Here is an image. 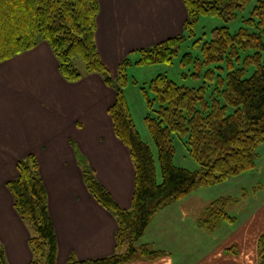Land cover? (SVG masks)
Returning <instances> with one entry per match:
<instances>
[{
	"label": "trees",
	"instance_id": "trees-1",
	"mask_svg": "<svg viewBox=\"0 0 264 264\" xmlns=\"http://www.w3.org/2000/svg\"><path fill=\"white\" fill-rule=\"evenodd\" d=\"M249 0H184L187 18L183 33L137 50L136 64L173 63L181 43L195 35V26L203 14L218 15L226 20L238 16ZM99 0H0V62L30 50L45 40L58 59L59 71L65 80L77 82L85 73H98L116 92L108 113L114 132L129 148L135 166L132 205H118L89 166L83 167L84 181L91 194L106 207L118 223L116 251L113 254L78 259L72 255L66 264H120L139 258L156 259L163 254L147 242H140L153 216L198 186L216 184L256 167L257 149L264 142V0H259L247 19L259 31L241 27L231 32L227 25L215 27L210 40L202 43V61L198 69L210 63L226 61L227 76L214 69L205 73L206 82L215 83L211 99L205 86L181 85L159 73L150 81L154 97H147L150 106L159 101L155 115L145 117L149 132L158 149L161 180L154 153L137 130L124 88L128 83L127 69L131 57H125L112 77L100 56L97 42ZM199 46V45H198ZM247 47L257 50L247 55L246 64H255L250 76L246 67H234V58ZM190 52L184 54L183 62ZM81 58L85 72L76 64ZM249 62V63H248ZM218 65V64H217ZM219 68H223L218 66ZM200 75V74H199ZM146 92V88H144ZM147 94V92H146ZM232 107V111L229 108ZM175 135L185 138L189 153L199 167L191 170L175 165ZM18 175L9 180L14 208L30 230L32 250L30 264H57L58 242L48 209V192L40 174L39 163L32 153L17 162ZM236 199L221 197L205 208L198 224L216 229L222 220L233 222L235 216L227 205ZM259 261L264 264V239H258ZM126 246L125 252L120 248ZM0 264H9L0 243Z\"/></svg>",
	"mask_w": 264,
	"mask_h": 264
},
{
	"label": "crops",
	"instance_id": "crops-1",
	"mask_svg": "<svg viewBox=\"0 0 264 264\" xmlns=\"http://www.w3.org/2000/svg\"><path fill=\"white\" fill-rule=\"evenodd\" d=\"M99 1L96 42L113 77L125 57L184 31V0ZM115 99V90L98 73H85L77 82L65 80L45 40L0 62V243L9 264H30L33 257L30 230L14 208L7 186L18 175V160L30 153L38 160L48 192L58 242L57 264H66L72 255L91 259L116 251V217L91 194L82 174L83 167L89 166L119 206L131 207L135 166L108 113ZM193 199L189 194L163 207L145 230L140 242L162 251L160 257L120 264H180L173 245L181 241L184 229L175 228V221L201 218L196 213L203 207L181 206ZM159 224L163 229H155ZM241 229L233 240L257 256V229ZM224 244L199 264L248 263V255L244 262L226 255Z\"/></svg>",
	"mask_w": 264,
	"mask_h": 264
},
{
	"label": "rangeland",
	"instance_id": "rangeland-1",
	"mask_svg": "<svg viewBox=\"0 0 264 264\" xmlns=\"http://www.w3.org/2000/svg\"><path fill=\"white\" fill-rule=\"evenodd\" d=\"M258 2L259 0H249L245 9L239 11L238 16L230 20H226L218 15H201L195 26V35L188 37L181 43L179 53L174 57L173 63L171 64L155 63L152 65H141L135 63L138 58L137 52L130 56L133 63L127 69L128 83L124 88V92L135 126L141 138L149 144L154 153L159 180H161V171L158 160V149L145 120V117L149 113L155 115L154 109L159 107V101L157 100L153 102V106H150L148 103L147 97H154V93L149 87L151 79L159 73H165L169 78L181 85L189 87L203 85L206 89L205 96L210 100L216 84L210 81L206 82L205 73L208 69L212 68L216 72V77H218V74L226 77L229 71V65L226 61H220L218 63L204 65L201 69H198L197 58H200L201 61L203 58L200 46L205 41L211 39L212 31L215 27L227 25L233 33L243 26L248 27L251 31H259L257 26L250 25L247 21L252 16V10ZM262 38L264 40V32H262ZM256 50L254 47H247L240 51V58L233 57L234 67L245 66L247 68L245 71L246 77L250 76L256 67L255 64L249 62V64H246L247 55L254 53ZM187 52H190L192 57L190 59L187 56V59L183 62L184 54ZM76 64L80 69L85 68L83 60L79 57L76 59ZM218 66L223 68H219ZM144 88H146L147 94ZM232 109L230 107L229 111H232ZM184 140L185 138H180L175 135L174 145L176 152L174 163L180 167L196 170L199 164L189 153L188 146ZM257 154L256 167L254 169L244 171L216 184L200 185L189 193L194 199L191 202L183 203L181 206H184L186 209L192 206L203 207L200 212H195L202 218L204 217L206 208V206H202L204 202L206 205V203L208 204L221 197L236 199L237 202L228 203L226 208L231 215L235 216V220L233 222L222 220L216 229L206 230L205 232L203 230L204 228L198 224V220L191 221V219L185 218L176 220L175 228L184 229V236L181 239V241L184 240L183 243L177 241L173 245L175 260H178V263L199 264L205 262V258L215 249L217 250L224 242V246H227L224 253L230 255L231 258L235 257L233 260H242L244 262L245 256L248 255L249 259L247 264L258 263L260 247L258 239L261 236L264 239V142L258 147ZM248 221L250 222L247 223ZM248 226H255V230L257 229L256 231L259 233L257 238V256L253 249H250V253H246L244 246L235 242L236 240H233L236 238V234H238L237 232L240 228L243 229ZM197 227L200 229H194ZM155 229H163V227L159 224ZM156 237L160 241L161 234H158ZM125 250L126 246H123L121 252H125ZM256 259H258L257 263Z\"/></svg>",
	"mask_w": 264,
	"mask_h": 264
}]
</instances>
